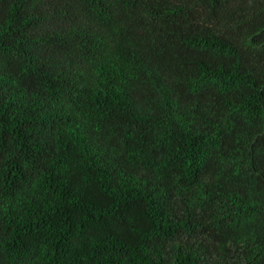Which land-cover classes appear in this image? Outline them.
Masks as SVG:
<instances>
[{
    "label": "trees",
    "instance_id": "trees-1",
    "mask_svg": "<svg viewBox=\"0 0 264 264\" xmlns=\"http://www.w3.org/2000/svg\"><path fill=\"white\" fill-rule=\"evenodd\" d=\"M0 264H264V0H0Z\"/></svg>",
    "mask_w": 264,
    "mask_h": 264
}]
</instances>
